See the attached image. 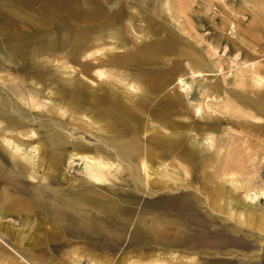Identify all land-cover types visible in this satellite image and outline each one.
Returning a JSON list of instances; mask_svg holds the SVG:
<instances>
[{
	"label": "rangeland",
	"instance_id": "obj_1",
	"mask_svg": "<svg viewBox=\"0 0 264 264\" xmlns=\"http://www.w3.org/2000/svg\"><path fill=\"white\" fill-rule=\"evenodd\" d=\"M5 1L9 0H0V4ZM11 1L14 6L22 9L30 17L43 22L47 28L52 26L47 22L49 18L43 16L47 14L42 8V0ZM99 1L105 5L106 10H109L111 4L118 3L114 5L113 9L120 10L122 19L115 28L125 29L129 23H132L133 27L128 35L134 40L138 38L139 46L149 47L154 42L172 40L174 37H178L179 41L175 43L172 55H169L170 62L166 59L155 62L146 61L147 64L144 65L143 70H138L139 67H130L132 69L129 66L120 67L117 71H112L116 76L103 78V80H98L95 76L90 78L82 76V74H78L77 70H65L66 65L55 61L56 56L53 51L50 49L48 51L38 50V61L42 65L57 75L73 78L76 88L88 93L86 95L87 103L76 95L71 97V94L67 95L65 99L69 114L64 118V121L70 122L67 123L66 132L74 134L70 138L75 140L77 137L83 136L94 146L106 148L110 139L120 137L121 134H125L122 135L125 137L136 133L137 126L140 124L138 121L133 125L119 122L115 118L117 114L111 113L109 110V104H102L100 107L90 105L92 97L89 94L109 95L108 93L113 89L120 94L126 93L132 97L131 99L138 101L140 96L134 95L133 91L128 90L126 82L121 81L120 78L123 77L119 73L144 72L143 78L139 81L145 77L156 76L175 78L177 76L174 74L176 68H180V73H188V60H185L180 54L182 49L190 45L207 58L210 67L207 68L205 65L200 67L210 73L209 84L218 85L219 90L215 94L219 98L213 97L212 94L215 96L213 90L205 89L202 81L196 82L189 97L182 98L181 101V107L187 111L186 117L182 116L184 114L173 117V121L176 120L175 130H184L180 137L186 145L191 140L193 133L205 136V133L196 128L191 129L192 132L188 131L187 124L194 123L189 101L199 102L204 98L209 99L213 104V109L216 110L209 121L216 125L212 131L216 141L219 139L225 146L223 155L212 163L211 167H204L199 159L193 161L192 164L189 163L191 187L179 194L147 198L136 188L131 177L122 176V181L116 186L99 190L107 200L115 203L116 207L110 213L108 212L110 215L99 213L95 222L90 223L89 226L86 222H69L58 216L59 210L64 211L62 209L63 202L58 193L70 190L67 187L61 189L59 179L53 178L47 185L31 183L13 165L8 155L0 151V201L6 207L14 204V207L9 209L10 215L6 217V220L4 218L5 221L3 220L4 226L0 227L3 230L1 232L5 238L4 241L38 264H91V260H95V264H123L122 262L127 257L136 260H153L159 257L157 255L159 253L163 256L162 259L180 264L176 258L173 259L175 256L171 255L173 251L193 254L201 252L203 249L185 246L176 248V245L172 244L175 239L173 232L177 227L180 230L194 228L195 231L190 234L193 242H204L213 246L211 250L206 249L209 253L206 254L207 258H201L202 261L207 263L213 261L218 264L217 262L220 261H228L219 257L227 258L235 253H250L251 256H255L257 264H264V245L261 242L264 238L259 234L247 236L245 230L242 232L237 230V226L232 221L223 220L210 209L205 197L209 193V196L216 194L218 190L215 189L219 188L221 176L227 178L233 173L237 174L241 180L252 178L264 184V114L240 103V96H252L264 101V82L260 85L254 84L251 76L247 75L245 83L237 86L235 72L221 71L222 62L210 46L211 42L219 39L220 52L227 53L228 56L233 51H238L241 59L246 56L254 59L260 72L264 75V0H170L172 8L170 11H164L162 8L165 0ZM169 13L174 17V21L181 23L185 32L176 30V25ZM15 19L17 18L14 16L0 13V23L5 21L13 26ZM232 21L236 22L235 27L231 24ZM96 29L99 30L100 27H96ZM55 31L59 32L58 35L53 36L55 39L64 37L63 29H57V27H53L48 31L49 33L30 31L25 38L19 39H23V47L19 50L16 59H12L9 46L13 40L3 29H0V73L7 72L6 70H9L10 67L8 78L17 76L31 83L33 69L30 64L25 62L27 55L32 54L34 49L45 43L48 36ZM147 33L148 36H144ZM70 49L67 50L70 51ZM210 69L211 71H209ZM64 71L69 73H63ZM173 86L174 88H172ZM173 86L164 89L163 93L177 94L179 90L175 84ZM39 87L43 88L44 96L53 94L50 90L51 87L40 84ZM1 88L3 89V87ZM53 90L55 91V89ZM3 92L5 96L9 94L7 88H4ZM227 100H230V108L224 107ZM238 104L242 106L237 108ZM121 105L128 107V104L123 101H121ZM21 107L27 113V119L34 122L31 127L37 134L32 137L19 135V139L24 143L41 146V151L46 153L45 166L53 147L48 145L45 140L46 130L43 128V124L50 119L43 110L38 111L25 105ZM78 109L93 120L91 126L90 119H84V123L81 120L72 121V118L79 117L81 119L80 115L74 113ZM246 110L255 112L260 119L246 116ZM146 119L144 115L141 124L146 123ZM248 123H255L257 126H250ZM73 125L81 127L74 129ZM126 127H128L127 130L120 131ZM137 133L143 136L145 143L152 145L154 134L150 133L144 136L142 129ZM104 139L109 140L105 141ZM107 149L109 150V147ZM253 157H258L257 171L254 169ZM154 160L155 157L151 156L150 162L153 165ZM70 168L68 174L78 177L80 167L75 165ZM10 170H14L15 173L9 174ZM38 171L44 172L43 168ZM6 186L8 192L4 193L3 188ZM92 188L93 186L90 185L83 187L85 190ZM241 191L240 189L238 192ZM3 195L8 197L6 202ZM171 205H179V207L170 208ZM163 206L165 210H163ZM256 210L260 214L264 212V199L260 201ZM8 223L11 225L9 232L5 230ZM156 233L162 242L158 243L159 245L153 243L156 241ZM149 238L150 241H147ZM242 241H247L249 245L245 246ZM219 246H223V248H219ZM3 247L9 249L0 241L2 251Z\"/></svg>",
	"mask_w": 264,
	"mask_h": 264
},
{
	"label": "bare ground",
	"instance_id": "obj_2",
	"mask_svg": "<svg viewBox=\"0 0 264 264\" xmlns=\"http://www.w3.org/2000/svg\"><path fill=\"white\" fill-rule=\"evenodd\" d=\"M20 1L23 2V0ZM42 1V8L47 14L43 16L49 18L47 22L52 25L48 28L37 18L30 17L22 9L14 6L11 0L0 4V13L17 18L13 26L5 21L0 23V29H3L13 40L9 46L12 59H16L19 50L23 47V39H19L25 38L30 31L49 33L48 31L53 27H57V29H63L62 35H64L63 38L55 39L54 37L59 32H52L45 43L34 49L32 54L27 55L25 62L30 64L33 69L31 83L17 76L8 78L7 74L8 71H11L10 67L9 70H6L7 72L0 73V151L8 155L13 165L29 182L47 185L53 178H57L60 180L61 189H63L62 187L70 189L58 193L63 202L62 209H64V211H58V216L69 222H86L89 225L95 222L99 213L110 215V211L116 207L115 203L107 200L99 190L116 186L122 181L121 177L125 175L134 180L136 188L144 193L147 198H159L189 190L191 187L189 163L192 164L193 161L199 159L204 167H211L212 163L219 160L223 155L225 149L219 139L216 141L215 134L212 132L216 125L209 120L216 110L213 109V104L209 99L204 98L199 102L189 101L194 123L187 124L188 131L192 132L191 129L196 128L205 133V136L193 133L191 140L186 145L180 137L184 130L176 131V120L173 121V117L182 114L186 117L187 111L181 107V101L182 98L189 97L196 82L202 81L204 88L213 90L214 94L219 90L217 84H209L210 73L205 72L207 70L200 67H204V65L207 68L210 67L207 58L189 45V47L182 49L180 54L181 57L188 60V73L182 72V74L180 68H176L174 70V74L177 75L175 78L156 76L145 77L139 81L143 78L144 72H123L124 74L120 72L119 75L123 77L120 78L121 81H125L128 90L133 91L134 95L140 96V99L138 101L131 99L130 95L120 94L111 89L109 95L89 94L92 97L90 105L100 107L102 104H109V110L111 113L117 114L115 118L119 122L133 125L138 121L140 124L137 126L136 133L125 137L122 136L125 134H121L120 137L110 140L104 139L105 141L109 140L106 148L94 146L83 136L72 140L70 136H74V134L66 132L67 123L70 122L64 121V118L69 114L65 99L67 95L71 94V97L76 95L87 103L86 95L88 93L76 88L73 78L57 75L42 65L38 61V50L48 51L50 49L53 51L56 56L55 61L66 65L65 70H77L78 74H82V76L89 78L95 76L98 80H103V78L116 76L112 71H117L120 67H139L138 70H143L144 65L147 64L146 61L155 62L166 59L170 62L169 55H172L173 50H175V43L179 41V38L160 40L149 47H142L139 46L138 38L134 40L128 35L133 27L132 23H129L125 29L115 28L122 19L120 10L113 9L114 5L118 3L111 4L109 10H106L105 5L99 0ZM162 8L164 11H170L172 9L171 1L165 0ZM169 14L176 25V30L185 32L181 23L174 21V17L171 13ZM231 24L236 26L235 21H232ZM96 27H100V29L98 30ZM144 36H148V33ZM210 46L222 62L221 71L235 72L237 86L245 83L247 75L251 76L254 84H263L264 75L260 72L254 59L248 56L241 59L238 51H233L227 56V53L219 51V39L211 42ZM68 48H71L70 51L67 50ZM152 70L155 69L152 68ZM63 73L69 72L64 71ZM93 82H95L94 79ZM39 84L51 87L50 90L53 94L44 96L42 94L43 88L39 87ZM173 84L179 90L177 94L163 93L164 89L173 86ZM1 87L7 88L9 91L7 96ZM212 96L216 99L219 98L217 94L215 96L212 94ZM121 101L128 104V107L121 105ZM229 102L230 100H227L224 103L225 108H230ZM240 103L264 114V101L252 96H240ZM241 104H238L237 108H240ZM23 105L38 111L43 110L50 119L43 124V128L46 130L45 140L48 145L53 147L45 166L46 153L41 151V146L24 143L19 139V135L32 137L37 134L31 127L34 122L27 119V113L21 107ZM74 113L80 115L81 119L79 117L72 118L73 122L79 120L83 122L84 119H90V126L93 124V120L83 114L80 109ZM144 115L147 118L146 123L141 124ZM245 115L252 119H260L255 112L248 110H246ZM255 123L248 124L257 126ZM184 125L186 126V123ZM73 127L76 129L81 126L73 125ZM127 128L120 131L127 130ZM141 129L144 136L150 133L154 134L153 142L151 141L152 145L145 143L143 136L137 133ZM148 138L150 137L148 136ZM42 152L43 155H41ZM151 156L155 157L154 165L150 162ZM257 158H252L255 171H257ZM75 165L80 167L78 177H72L71 174H68L70 167ZM40 168H43V173L38 171ZM8 173L13 175L15 171L10 170ZM206 173L208 172L206 171ZM88 185L93 186V188L83 189L84 186ZM3 189L4 193L8 192L7 186ZM240 189L242 191L239 193ZM215 190H218L215 195L209 196V193L208 196H205L206 202L215 214H218L225 221H232L237 226V230L240 232L245 230L247 236L259 234L264 238V212L260 214L256 210L260 201L264 199V184L252 178L241 180L237 174L233 173L227 178L221 176L219 188ZM3 197L6 202L8 197L6 195ZM13 207L14 204L6 207L0 201V217H2L0 218V227L4 226L6 217L10 215L9 209ZM176 207L179 205L170 206V208ZM163 210H165L164 206ZM10 226L8 223L5 230L9 232ZM1 231L3 232V230L0 229V241L8 246L12 252L4 247L3 251L0 249V264H38L5 242ZM194 231V228L180 230L177 227L173 232L175 239L172 244L176 245V248L179 246L199 247L203 250L193 254L173 251L171 253V255H175L173 259L176 258L180 264H215L213 261L210 263L202 261L201 258H207L206 254L209 253L206 249L211 250L213 246L204 242H193L190 234ZM155 236L156 241L153 243H162L157 237L158 233ZM147 241H150V238ZM242 242L245 246L249 245L247 241ZM261 242L264 245V239ZM219 248H223V246H219ZM157 255L159 257L153 260H136L127 257L122 263L174 264L162 259L161 253ZM254 257L250 253H235V255L231 254L227 258L219 257L228 261L219 260L220 262L217 263L257 264ZM95 262V260H91L90 263L95 264Z\"/></svg>",
	"mask_w": 264,
	"mask_h": 264
}]
</instances>
